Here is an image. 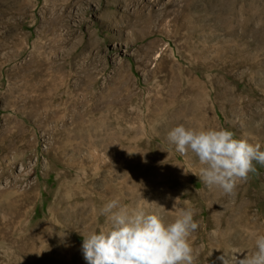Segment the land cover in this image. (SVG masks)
<instances>
[{"label": "rangeland", "instance_id": "rangeland-1", "mask_svg": "<svg viewBox=\"0 0 264 264\" xmlns=\"http://www.w3.org/2000/svg\"><path fill=\"white\" fill-rule=\"evenodd\" d=\"M180 124L264 151V0H0V264H87L115 198L195 208V264L251 256L264 165L208 188Z\"/></svg>", "mask_w": 264, "mask_h": 264}, {"label": "clouds", "instance_id": "clouds-1", "mask_svg": "<svg viewBox=\"0 0 264 264\" xmlns=\"http://www.w3.org/2000/svg\"><path fill=\"white\" fill-rule=\"evenodd\" d=\"M168 139L182 155L191 152L202 166L200 181L232 195L238 183L264 165V151L259 143L237 137L225 128H192L180 124L168 133ZM255 162V163H254ZM152 207H132L120 199L109 200L100 210L108 226L90 232L83 239L82 252L87 264H195L197 256L190 237L198 229L195 208H181L169 220L165 208L156 202ZM174 204L173 207H175ZM223 264H264V235L255 239L251 256Z\"/></svg>", "mask_w": 264, "mask_h": 264}, {"label": "bare ground", "instance_id": "bare-ground-1", "mask_svg": "<svg viewBox=\"0 0 264 264\" xmlns=\"http://www.w3.org/2000/svg\"><path fill=\"white\" fill-rule=\"evenodd\" d=\"M244 2V1H243ZM238 5V4H237ZM241 11V10H240ZM257 11V10H256ZM255 13V12H254ZM245 14V13H244ZM233 15V14H232ZM260 15V14H259ZM262 15V14H261ZM256 17V16H255ZM229 21H231V20H229ZM236 22H237V20H236ZM236 22H235V24H236ZM248 23H250L249 21H248ZM226 25H227V23H226ZM237 25V24H236ZM183 26H185V25H183ZM243 26V25H242ZM248 26V25H247ZM229 27H231V26H229ZM233 28H234V26H233ZM234 38V37H233ZM50 249V248H49ZM46 251V250H45ZM41 253H42V251H41ZM40 253V254H41ZM35 257V256H34ZM51 260V259H50ZM40 262V261H39ZM41 262H42V260H41Z\"/></svg>", "mask_w": 264, "mask_h": 264}]
</instances>
